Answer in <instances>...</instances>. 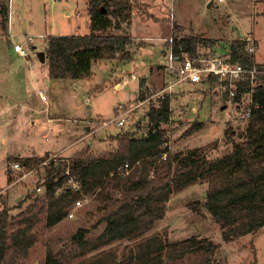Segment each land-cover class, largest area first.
I'll list each match as a JSON object with an SVG mask.
<instances>
[{"label": "rangeland", "instance_id": "374dc122", "mask_svg": "<svg viewBox=\"0 0 264 264\" xmlns=\"http://www.w3.org/2000/svg\"><path fill=\"white\" fill-rule=\"evenodd\" d=\"M88 2L6 0L8 17L4 25L0 23V209L7 207L10 215H16L30 202H23L27 194L43 193L45 163L68 159L87 145L93 153L112 150L115 136L120 133L130 132L136 137L144 134L148 129L146 113L163 96L170 97V118L161 126L162 148L170 159L194 150L216 158L229 152L244 136L246 119L242 114L248 106L247 95L237 103L214 87L187 82L178 83L170 93L164 90L173 79L172 73H167L168 49L174 36L211 38L217 41L214 48L218 49L234 39L249 37L255 46V64H263L264 0H136L128 25L115 17L113 24L119 21L120 28L108 29L116 36L134 39L131 60L95 59L89 77L48 78L45 53L43 62L38 53L46 51L48 36L89 33ZM2 17L1 13L0 22ZM15 43L24 46L27 57L14 51ZM39 90L46 99L41 98ZM118 106L121 109L117 111ZM126 109H131L129 117L118 125L117 116ZM194 122H201V129L185 134ZM228 126L232 127L231 135L225 133ZM26 158H31V163L22 166ZM15 161L20 163L16 170L11 168ZM134 166L130 170L132 178L137 172ZM208 183V179L201 178L172 192L163 217L146 235L159 233L170 243L191 237L205 239L218 264H264V222L258 223L263 218L253 223L216 222L203 206ZM37 186L40 191L35 189ZM80 199L82 205L73 218L64 217L53 227H45L42 222L34 229L26 255L8 251L6 263L14 258L12 264H44L49 243L55 250L65 249V255L60 256L65 264H86L96 250L82 252L66 246L70 245L66 237L71 231L79 227L93 230L91 221L98 201L91 195ZM249 226L255 230H249ZM130 245L122 240L103 249L113 247L120 255Z\"/></svg>", "mask_w": 264, "mask_h": 264}, {"label": "trees", "instance_id": "16d2710c", "mask_svg": "<svg viewBox=\"0 0 264 264\" xmlns=\"http://www.w3.org/2000/svg\"><path fill=\"white\" fill-rule=\"evenodd\" d=\"M135 1L89 0V33L48 36L44 52L48 78L89 77L95 59L131 60L134 39L129 35L116 36L108 29L120 28L119 21L128 25ZM8 10L6 0L4 3L0 0V14L4 15L2 25L7 20ZM262 16L264 19V9ZM115 17L119 21L113 24ZM216 44L214 39L201 36H174L171 51L175 57L182 51L195 55L201 48ZM247 46L246 39H234L226 47L231 59L242 66L264 67V63L255 64ZM212 88L213 85H209V89ZM246 95L250 96L251 104L244 136L219 157L210 159L194 150L172 159L169 156L161 159L162 152L166 151L162 148L164 129L161 126L170 118V97L163 96L149 107L148 129L144 134L136 137L130 132L120 133L115 136L116 146L112 150L93 153L87 145L68 159L55 158L45 163L43 193L27 194L23 202L31 199L30 202L16 215H10L7 207L0 209V264H12L14 258L6 263L8 251L26 255L33 242L34 229L42 222L45 227H53L66 217L69 206L85 195L98 201L95 219L91 221L96 235L93 230L79 227L66 237V242L70 243L66 246H70L69 249L75 246L82 252L96 250L86 264H218L205 239L191 237L184 242L170 243L159 233H146L163 217L170 194L201 178L209 181L203 206L216 222L222 225L242 220L253 223L260 218L263 221L258 223L264 222V75L237 82L231 100L238 103ZM224 96L228 99L226 93ZM201 127V122H194L185 134H193ZM225 133L233 134L232 127H226ZM126 162L131 167L135 165L136 177L130 176L132 168L128 173L120 169ZM30 163L31 158H26L22 166ZM69 179L78 188L69 184L60 189ZM88 218L91 219V215ZM252 227L249 226V230L254 231ZM122 240L131 242L125 248L127 252L117 255L113 247L103 249ZM47 245L44 264H65L60 257L65 255V249L55 250Z\"/></svg>", "mask_w": 264, "mask_h": 264}, {"label": "built area", "instance_id": "2783aa9c", "mask_svg": "<svg viewBox=\"0 0 264 264\" xmlns=\"http://www.w3.org/2000/svg\"><path fill=\"white\" fill-rule=\"evenodd\" d=\"M29 40L32 41L31 39ZM246 40L248 41L247 50L253 53L255 46L252 39L247 37ZM249 41H251V43H249ZM226 46L227 45L219 49L214 48L215 46L205 47L200 49L195 55H189L182 51L177 57L173 56L170 46L168 49L169 63L166 67L168 70L167 73H169V75L172 73L173 79L168 81L164 90L170 93L174 86L181 82H187L192 85H213L217 92L223 95L226 93L228 99L231 100L235 94L237 82L243 81L246 78L253 80L259 75H264V67L255 65L244 67L240 63L233 61ZM13 49L22 57L28 56L26 49L20 43H15ZM39 95L43 100L46 99L41 90H39ZM250 102L249 96L248 106L242 114V119H246L250 114ZM120 109L121 106L116 107L117 111ZM130 110L131 109H126L118 114V125L124 124V119L129 117ZM192 110H195V108H192ZM160 157L161 159H166L167 152H162ZM11 168L14 170L19 169L20 163L16 161L13 162ZM131 168L132 167L127 162L120 167L125 173H128ZM69 184L75 189L78 188L76 183H74L72 179H69L67 183L61 184L60 189H65ZM35 189L40 191L41 187L38 186ZM81 205V199H76L68 208L66 218H73L76 215V209Z\"/></svg>", "mask_w": 264, "mask_h": 264}, {"label": "water", "instance_id": "95a60500", "mask_svg": "<svg viewBox=\"0 0 264 264\" xmlns=\"http://www.w3.org/2000/svg\"><path fill=\"white\" fill-rule=\"evenodd\" d=\"M38 57H39V60L43 62L44 61V52H39Z\"/></svg>", "mask_w": 264, "mask_h": 264}, {"label": "crops", "instance_id": "0c3cea01", "mask_svg": "<svg viewBox=\"0 0 264 264\" xmlns=\"http://www.w3.org/2000/svg\"><path fill=\"white\" fill-rule=\"evenodd\" d=\"M171 28H172V27H171ZM133 77H134V76H132V78H133ZM134 78H135V77H134ZM139 81H140V79H139ZM46 82L49 83V80H46Z\"/></svg>", "mask_w": 264, "mask_h": 264}]
</instances>
